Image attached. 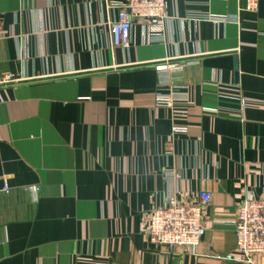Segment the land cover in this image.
Returning <instances> with one entry per match:
<instances>
[{
	"label": "crops",
	"instance_id": "1",
	"mask_svg": "<svg viewBox=\"0 0 264 264\" xmlns=\"http://www.w3.org/2000/svg\"><path fill=\"white\" fill-rule=\"evenodd\" d=\"M257 3L165 0L166 19L113 47L104 0H0V74L16 79L0 84V264H234L237 205L264 196ZM193 55L177 82L188 101L156 107L155 64ZM202 190L194 250L145 237L152 208Z\"/></svg>",
	"mask_w": 264,
	"mask_h": 264
},
{
	"label": "built area",
	"instance_id": "2",
	"mask_svg": "<svg viewBox=\"0 0 264 264\" xmlns=\"http://www.w3.org/2000/svg\"><path fill=\"white\" fill-rule=\"evenodd\" d=\"M107 9L116 10V18L107 23V30L113 47H126L131 29L137 22L166 19L165 0H104ZM257 0H246L244 10L257 11ZM209 20L224 22L225 15H209ZM161 27V24H160ZM151 32L156 28L153 26ZM153 32H157L156 30ZM149 38V37H148ZM167 58L155 64L157 83L154 91L156 107L173 108L177 103L187 102L189 87L178 85L183 71L188 66L197 65L195 58ZM16 81L12 74H0V84ZM245 104L240 102L239 113ZM171 147H165V154H171ZM168 178L179 177L175 172H167ZM9 190L5 182L2 191ZM212 193L202 190L196 199L177 200L169 195L164 202L148 212L145 237L153 244L170 248L194 250L205 233V209L211 203ZM235 235V251L222 259L234 264H264L256 257L264 255V196L247 193L237 205L236 217L232 221Z\"/></svg>",
	"mask_w": 264,
	"mask_h": 264
},
{
	"label": "water",
	"instance_id": "3",
	"mask_svg": "<svg viewBox=\"0 0 264 264\" xmlns=\"http://www.w3.org/2000/svg\"><path fill=\"white\" fill-rule=\"evenodd\" d=\"M236 75H237V74L235 73V77H236Z\"/></svg>",
	"mask_w": 264,
	"mask_h": 264
}]
</instances>
